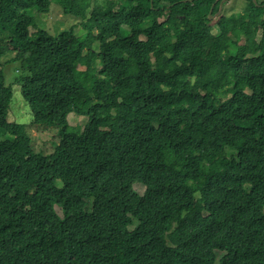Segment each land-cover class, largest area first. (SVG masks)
<instances>
[{
    "label": "trees",
    "instance_id": "16d2710c",
    "mask_svg": "<svg viewBox=\"0 0 264 264\" xmlns=\"http://www.w3.org/2000/svg\"><path fill=\"white\" fill-rule=\"evenodd\" d=\"M219 2L0 0V264H264V0ZM52 3L86 35L37 27Z\"/></svg>",
    "mask_w": 264,
    "mask_h": 264
},
{
    "label": "rangeland",
    "instance_id": "374dc122",
    "mask_svg": "<svg viewBox=\"0 0 264 264\" xmlns=\"http://www.w3.org/2000/svg\"><path fill=\"white\" fill-rule=\"evenodd\" d=\"M105 1L106 0H90L91 3L88 10H91V7H93L95 4H99V7L103 9L106 8L107 5L105 4ZM225 1V9L227 10V13L232 12L230 9L232 4L235 5L233 9V11H235L242 6L241 3L243 2L242 0L237 4H234L232 3V0ZM114 8H117V3ZM33 16L36 26L46 29L51 34H57L63 29H72L76 36H85L87 32L80 24L81 19L79 17L64 13L63 9L55 3L51 4L50 10L48 12L40 14L36 10L33 11ZM30 31H36V27H30ZM239 42L242 43L241 40ZM91 49L94 52L99 51V42L97 40L92 42ZM10 55L13 56V53ZM246 64L247 59L242 60L240 63L238 70L241 74L245 72ZM19 67V61H9L3 67L6 77V84H10L13 92L6 120L7 122H15L17 124L23 125V129L29 137L34 150L49 154L53 151L55 144L59 142V127L56 125H36L31 122L32 115L30 108L27 102L23 99L20 85L15 82V75L16 77L19 76ZM78 68L84 69V66L79 65ZM87 119V113L80 111L70 112L67 116L68 124L71 126L83 127ZM6 137L10 138L9 136ZM13 138L14 136H11V139ZM133 188L138 194H142L145 190V187L141 184H135ZM90 208L91 205L89 204L86 209L90 210ZM56 211L60 216L62 215L58 207H56ZM133 227L134 224L128 225L129 229H132Z\"/></svg>",
    "mask_w": 264,
    "mask_h": 264
},
{
    "label": "water",
    "instance_id": "95a60500",
    "mask_svg": "<svg viewBox=\"0 0 264 264\" xmlns=\"http://www.w3.org/2000/svg\"><path fill=\"white\" fill-rule=\"evenodd\" d=\"M217 1V0H216ZM220 2H219V8H218V11H216L214 14L215 15H212V12H213V5H212V7L210 8V11H209V13H208V15H209V17L210 18H214L216 15H218L220 12H221V10H222V7H223V3H225L226 1L225 0H219ZM254 1V3H256V0H253Z\"/></svg>",
    "mask_w": 264,
    "mask_h": 264
},
{
    "label": "clouds",
    "instance_id": "9594fccd",
    "mask_svg": "<svg viewBox=\"0 0 264 264\" xmlns=\"http://www.w3.org/2000/svg\"><path fill=\"white\" fill-rule=\"evenodd\" d=\"M219 14H220V13H219ZM219 14H218V15H219ZM132 224H134V227H135L136 224H137V220H136V219H133V223H132ZM132 224H131V225H132ZM129 225H130V224H129ZM134 227H133V228H134ZM127 228H128V226H127ZM133 228H132V229H133ZM128 229H129V228H128ZM132 229H129V230H132Z\"/></svg>",
    "mask_w": 264,
    "mask_h": 264
},
{
    "label": "bare ground",
    "instance_id": "6f19581e",
    "mask_svg": "<svg viewBox=\"0 0 264 264\" xmlns=\"http://www.w3.org/2000/svg\"><path fill=\"white\" fill-rule=\"evenodd\" d=\"M212 15H214V13H212Z\"/></svg>",
    "mask_w": 264,
    "mask_h": 264
}]
</instances>
